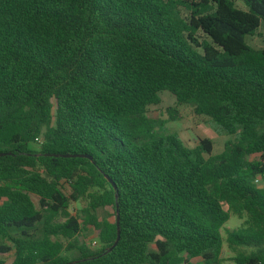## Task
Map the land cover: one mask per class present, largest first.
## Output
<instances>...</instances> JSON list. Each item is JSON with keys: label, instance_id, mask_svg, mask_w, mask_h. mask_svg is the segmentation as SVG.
Listing matches in <instances>:
<instances>
[{"label": "trees", "instance_id": "16d2710c", "mask_svg": "<svg viewBox=\"0 0 264 264\" xmlns=\"http://www.w3.org/2000/svg\"><path fill=\"white\" fill-rule=\"evenodd\" d=\"M239 1L0 0V264H264V0ZM164 92L222 153L162 131Z\"/></svg>", "mask_w": 264, "mask_h": 264}, {"label": "rangeland", "instance_id": "374dc122", "mask_svg": "<svg viewBox=\"0 0 264 264\" xmlns=\"http://www.w3.org/2000/svg\"><path fill=\"white\" fill-rule=\"evenodd\" d=\"M237 5L243 8L242 3L236 0ZM204 39V35H200ZM248 43L257 49L264 48V28H261L257 35L248 40ZM162 104L159 107L150 109L149 116L158 119L162 126V131L167 134L178 135L186 146L194 148L199 145L200 141L204 138H209L214 141L213 154L217 155L223 152L224 143L229 137L220 130L214 123L210 122L205 117H199L194 114L193 109L189 106L177 107L178 114H171L168 112V108L176 107V98L169 92L161 94ZM258 187L264 189V180L261 179ZM34 202L38 205V198L33 197ZM86 203L81 202L79 204H73L71 212L73 215L76 214L77 210L85 207ZM114 211L112 208L102 213V217H108L109 221L114 222L113 217ZM245 219H239L235 216H231L230 220L225 224L222 229V235L226 241L227 232L238 230L244 224ZM87 245L92 249L96 250L99 248L98 245V234L91 228L84 231L81 238ZM97 243V245L95 244ZM154 249V246L151 247ZM233 257V253L227 248V244H224L222 258L225 260L223 264H234L230 259ZM14 259V255H9L5 258L6 264H10ZM198 262V260H196Z\"/></svg>", "mask_w": 264, "mask_h": 264}, {"label": "water", "instance_id": "95a60500", "mask_svg": "<svg viewBox=\"0 0 264 264\" xmlns=\"http://www.w3.org/2000/svg\"><path fill=\"white\" fill-rule=\"evenodd\" d=\"M5 155H11V154H0V157H3ZM49 156H52V157H55V158H59V157H62V158H88V159H92L91 156H87V155H58V154H54V155H49ZM107 180L109 181V183L112 185V187L114 189H116V185L114 184V182L112 181L111 178L107 177ZM117 198V196H116ZM120 221H119V212L117 211V230H118V233H117V239L114 243V245L109 248L106 252V254L112 252V250L114 248H116V246L118 245L119 241H120ZM78 262H74V263H71V264H76Z\"/></svg>", "mask_w": 264, "mask_h": 264}, {"label": "built area", "instance_id": "2783aa9c", "mask_svg": "<svg viewBox=\"0 0 264 264\" xmlns=\"http://www.w3.org/2000/svg\"><path fill=\"white\" fill-rule=\"evenodd\" d=\"M260 180H261V178H257L256 180H255V183L258 185L259 183H260ZM96 244V243H95Z\"/></svg>", "mask_w": 264, "mask_h": 264}]
</instances>
